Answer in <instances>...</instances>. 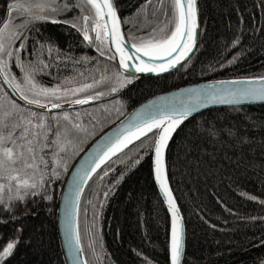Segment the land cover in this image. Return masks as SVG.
<instances>
[{"label":"trees","instance_id":"obj_1","mask_svg":"<svg viewBox=\"0 0 264 264\" xmlns=\"http://www.w3.org/2000/svg\"><path fill=\"white\" fill-rule=\"evenodd\" d=\"M13 2L0 0V23ZM19 2L50 19H32L27 27H21L22 14L9 12L15 31L27 37L7 41L13 55L4 58L7 67L2 70L14 87L18 90L11 77L25 78L21 62L27 66L35 61L34 50L41 45L45 47L39 58L52 67L35 74L38 86L60 85L62 91L95 86L74 97L49 98L42 104L61 107L38 112L13 100L0 83V116L30 111L62 120L67 114L78 123L76 113L95 109L96 120L85 113L92 128L103 118V107L118 108L121 113L80 142L81 147L79 140L73 141L66 152L47 155L43 179L51 199L31 197L21 205L27 207V214L18 208L9 215L0 206V246L12 239L19 241L3 264H65L55 216L64 179L74 161L98 135L152 96L209 80L263 78L264 0H200L202 36L195 55L170 75L138 80L121 73L106 42L101 45L83 39L84 16L90 17L86 25L89 34L94 39L96 35L91 20L95 10L85 0ZM116 3L132 44L149 39L162 27L174 28L171 0H164L162 9L158 0L151 4L147 0ZM36 4L47 8L42 11ZM53 7L58 11L52 12ZM72 23L77 26L73 28ZM21 43L26 51L17 52ZM90 96L96 98L87 104L74 102ZM194 129H198L196 134ZM83 134L79 133V139ZM155 141L156 134H152L119 154L87 187L79 224L88 264H171V220L153 175ZM167 171L186 223L184 264H264V105L214 109L189 120L170 144Z\"/></svg>","mask_w":264,"mask_h":264},{"label":"snow or ice","instance_id":"obj_2","mask_svg":"<svg viewBox=\"0 0 264 264\" xmlns=\"http://www.w3.org/2000/svg\"><path fill=\"white\" fill-rule=\"evenodd\" d=\"M85 2L95 10L91 20L93 25L92 30L95 31L96 35L94 39L93 36L89 34V29L86 25L90 17L84 16L83 21L85 27L82 29L83 39L90 43L99 41L101 45L111 39L115 43L116 51L120 53V64L125 68L130 67L128 61L139 59V57L128 55L124 47L123 33L120 27L121 21L114 0H85ZM147 3L151 4L152 0H147ZM158 3L160 9H162L164 0H158ZM35 7L42 11L47 8L46 5L42 4H36ZM64 7L67 8L68 5H64ZM171 7L173 12L170 22L174 25V28L168 30L166 27H162L158 30V33L154 31L149 39H142L139 44H133V47L137 52H143L145 56L157 59L172 56L173 53L178 54L175 56L174 60L168 61L167 67L164 65L153 66L144 63V61H140V64L136 67V71H168L170 68L180 64L182 59H187L196 47L197 29L199 28L197 0H171ZM8 10L10 13L22 14L20 15L21 27H27L32 19H50L47 15H37L31 6L22 4L19 0H14L12 4H9ZM51 11L56 12L58 9L53 7ZM163 14L165 16L169 15L166 11ZM105 17L108 19H105ZM51 22L57 23L58 21L51 19ZM71 26L75 28L77 25L72 23ZM15 28L16 25L11 20L2 22V27H0V67H7V61L4 58H11L13 55L7 41L9 39H27L23 33L15 31ZM44 47V45H41L40 48L34 50L37 57L35 61H29L27 66L24 65L23 61L21 62V68L25 72V80L29 85L28 90L32 92L33 96L56 97L59 99L61 95L66 96L68 93L75 95L95 86V83L86 84L79 88H67L63 91L60 85H57L55 88L38 86L34 82L35 74L38 72L43 73L52 67L50 63H46L39 58ZM16 51H26L24 44L21 43ZM47 51L50 54L52 49L48 48ZM101 54L103 55V52ZM5 75H7V73H5ZM100 82H104L103 77ZM257 82L261 84L259 89H235L230 90L229 95L232 97H255L264 100V78L260 81H221V84H251ZM65 83H68V81H65ZM212 87L215 88V85H212ZM17 88L20 90L19 85H17ZM111 90L117 91L116 88H112ZM189 91L193 93L196 92L195 89ZM21 95L28 103L36 104L41 108L47 107L38 99H30L23 91H21ZM102 95L103 93H97V96ZM95 98L96 97L90 96L85 99H76L74 102L76 104H87L90 100ZM209 98L214 97L210 96ZM201 100L202 97L197 94L195 104L199 105ZM228 102L231 103L232 101ZM204 106L206 107L207 105L205 104ZM51 107L60 108L61 105L52 104ZM195 110V107L184 106L182 102V107L180 109H175L172 115H165L159 119L153 118L151 120H146L143 127H138L137 131L132 134V137L118 140L109 146L108 150L103 153L100 159V163H103L106 158H110L111 155H114L117 151L126 147L133 137L139 139L141 135H145L153 129H158L159 135L155 141L154 148L155 176L160 182L161 188L169 198L168 202L172 207L174 218L178 216L179 210L174 203L171 190L167 184L165 152L173 133L176 132L177 128H179ZM76 119H80L79 114H77ZM197 131L198 129H194L193 134H196ZM79 133H87V128L80 123H74L73 118L67 114L62 117V120L55 117H47L43 113L30 111L21 113L5 112L0 116V206H3L4 211L12 215L19 208L23 214H27V207H21V205L31 197L43 195L44 198L51 199L50 195H46L47 189L44 185L47 184V181L43 179V169L46 168L49 163L46 157L49 153L55 156L58 152H66L68 146L73 144V140L79 138ZM209 134L212 135L214 133L209 131ZM45 150L48 151L46 152ZM42 165L43 168L41 167ZM99 166V163L95 165V167ZM37 173L40 174L39 179L36 178ZM53 175L58 177L59 173L53 170ZM105 196H107V193H105ZM250 198L255 199L254 197ZM75 241L76 244L79 245V232L75 234ZM18 243L19 241L17 239H12L7 242L6 245L0 246V264H3L6 258L13 255ZM183 247L182 227L178 226L174 221L170 247L171 264H181Z\"/></svg>","mask_w":264,"mask_h":264},{"label":"water","instance_id":"obj_3","mask_svg":"<svg viewBox=\"0 0 264 264\" xmlns=\"http://www.w3.org/2000/svg\"><path fill=\"white\" fill-rule=\"evenodd\" d=\"M114 4L120 18L121 24V32L123 33L124 47L127 50L128 55L132 57H139V59H133L128 61L130 67L125 68L120 64V53L116 51L115 43L110 39L106 41L110 52L112 53L115 63L118 66L121 73L127 77L135 78V79H144V78H159L170 75L177 70H179L184 64H186L196 53L198 50L201 36H202V21H201V12H200V0H197V10H198V22L199 28L197 29V39H196V47L193 49L192 53L188 56L187 59H182L180 64L176 65V67L170 68L168 71L160 72L157 70L156 72H138L136 71V67L140 64V61H144V63L158 66L164 65L167 67L169 60H174L175 56L178 53H173L172 56L165 57L163 59H157L149 56H145L143 52H137L133 47V44L129 41V38L126 34L125 24L123 22L122 16L118 9V5L116 0H114ZM9 19V12L6 15L5 19L2 22H7ZM105 19H108L105 17ZM2 22L0 23V27H2ZM58 25L64 27H70L64 23H57ZM264 78V77H263ZM262 78H242V79H223V80H209L198 82L194 84H189L185 86H181L161 94L152 96L136 107H134L130 112H128L124 117L119 119L113 125L108 127L104 132L98 135L79 155V157L74 161L73 165L69 169L57 202L56 208V216H55V227H56V236L58 245L60 248V252L65 264H88L86 261V257L83 251L81 237L79 245L76 244L75 234L79 232L80 235V209L84 194L86 192L87 187L89 186L92 179L115 157H117L122 152L131 148L137 142L142 139L156 134V139L159 135L158 129H153L151 132H147L145 135H141L139 139H135L134 137L130 140L126 147H123L121 150L117 151L114 155H111L110 158H106L103 163H100V159L104 152H106L113 143L118 140H124L126 137H132V134L137 131L138 127H143L144 122L146 120H151L153 118H162L165 115H172L175 109H180L182 107V102L184 106H193L195 107V111L191 113L187 120L184 121L183 124L177 128L176 132L173 133L171 140L168 143V148L165 152V166L167 172V184L171 190L172 198L176 207L178 208V216L173 217L172 207L168 202V197L160 186V182L156 179L155 176V153L153 150L152 153V165H153V175L154 181L157 186V189L161 195L162 200L167 208V211L171 220V233L173 223H175L182 227L183 231V256L181 259V264L185 263V255H186V223L177 201V198L173 192L171 187V183L168 176L167 171V153L170 147V144L175 137L178 130L186 124L192 118L214 109H222V108H236V107H248V106H262L264 105V100L257 99L255 97H232L229 95L230 90L241 89V88H251V89H259L261 84L251 83V84H231L225 83L221 84V81H234V80H256L260 81ZM0 83L6 92L9 94L13 100L22 106L38 111V112H47L51 109L50 105H46L47 107L41 108L36 104L28 103V101L22 98L21 93L14 87V85L8 80L5 76L2 67H0ZM215 85V88L212 87ZM195 89L196 92H190L189 90ZM199 94L202 97L201 103L199 105L195 104V98ZM214 98H209V97ZM228 101H232L229 103ZM207 105L206 107L204 105ZM155 148V146H154ZM99 163V167H95V165ZM94 169V170H93ZM171 247V245H170ZM171 263V261H170Z\"/></svg>","mask_w":264,"mask_h":264},{"label":"rangeland","instance_id":"obj_4","mask_svg":"<svg viewBox=\"0 0 264 264\" xmlns=\"http://www.w3.org/2000/svg\"><path fill=\"white\" fill-rule=\"evenodd\" d=\"M11 80L15 83L16 87H17V85L20 86V90H19L20 93H21V91H23L31 99H38V100H40L41 103H47L48 101H45V100H48L49 98H56V97H45V96H33L32 92H30L28 90L29 85H28L27 81L25 80V78H15V77L12 76ZM81 93L82 92H79V93H77L75 95H73L71 93H68V95H66V96L65 95H61L60 98L74 97V96L80 95ZM102 110L105 113L103 118L97 119V121H98L97 126L95 125L92 128L88 127V124H90V122L88 121L87 115L85 113H87L89 115V118H92L93 120H96L95 116H97L98 114L96 115V110L95 109L87 110V111H85V113H81V112L80 113H76L75 120L78 123H80L82 126L87 128V133L83 134L80 139L78 138V139H74L73 140V141H76V142H78V140H79L80 147L82 146V143H80V142H83V141L85 142L87 139H89V137L92 134L97 133L96 129L98 127L102 126L104 123H110L112 119L115 120L121 114L120 113V109H118V108H115V109L112 110L110 107H103ZM77 114H79V117H80V119H78V120L76 119ZM92 119H90V120H92Z\"/></svg>","mask_w":264,"mask_h":264}]
</instances>
